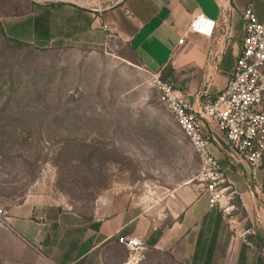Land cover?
Listing matches in <instances>:
<instances>
[{
    "label": "rangeland",
    "instance_id": "374dc122",
    "mask_svg": "<svg viewBox=\"0 0 264 264\" xmlns=\"http://www.w3.org/2000/svg\"><path fill=\"white\" fill-rule=\"evenodd\" d=\"M36 1L0 0V205L43 198L91 222L104 199L161 206L197 183L200 158L154 74L92 14ZM46 9L49 41L8 34ZM145 252L141 264H172Z\"/></svg>",
    "mask_w": 264,
    "mask_h": 264
},
{
    "label": "crops",
    "instance_id": "0c3cea01",
    "mask_svg": "<svg viewBox=\"0 0 264 264\" xmlns=\"http://www.w3.org/2000/svg\"><path fill=\"white\" fill-rule=\"evenodd\" d=\"M230 1L225 12L217 0L67 3L92 14L95 27L126 45L127 60L159 74L197 108L216 97L233 75L245 32L243 10L251 5L264 23V0ZM198 14L204 18L199 30L191 31L190 22ZM261 107L264 111V100ZM205 132L222 168L229 195L222 205L230 213L210 205L198 180L176 188L161 206H140L129 195L104 199L91 222L61 212L43 198L28 197L7 207L9 216L0 220V264H141L149 250L168 256L172 264H264V161L257 176L259 193L250 185L248 162L231 147L225 132L208 123ZM248 228L255 232L250 237L254 248L241 237ZM122 237L137 238L144 246L131 250Z\"/></svg>",
    "mask_w": 264,
    "mask_h": 264
},
{
    "label": "built area",
    "instance_id": "2783aa9c",
    "mask_svg": "<svg viewBox=\"0 0 264 264\" xmlns=\"http://www.w3.org/2000/svg\"><path fill=\"white\" fill-rule=\"evenodd\" d=\"M222 10L228 8L230 0H217ZM231 8V7H230ZM245 32L242 50L237 58L235 70L227 85L214 98H208L197 108H193L182 90L172 83L165 81L159 74L155 76V83L162 95V100L174 115L180 130L192 142L199 158L200 169L197 180L209 196L212 207H220L230 213V207H224L222 201L229 198L223 187L222 168L218 160L209 149V138L205 132V123L215 124L222 129L226 138L235 150L249 164L250 185L260 193L257 183L258 172L264 161V23L261 22L253 7L247 6L243 10ZM226 23V14H223ZM203 14L194 16L189 29L198 31V23ZM215 23L209 34H212ZM184 38L179 42L183 43ZM9 216L6 207L0 205V220ZM255 234L252 228L241 233L246 245L254 248L250 239ZM131 250L137 251L144 243L137 238H120Z\"/></svg>",
    "mask_w": 264,
    "mask_h": 264
},
{
    "label": "trees",
    "instance_id": "16d2710c",
    "mask_svg": "<svg viewBox=\"0 0 264 264\" xmlns=\"http://www.w3.org/2000/svg\"><path fill=\"white\" fill-rule=\"evenodd\" d=\"M32 5H36L33 1L28 0ZM56 4L50 3L47 4L48 7L55 6ZM49 11L46 9L43 15H35L32 18L22 24H13L9 27V35L13 36L16 40L19 39L18 35L20 34H30L33 35L38 40L49 41L52 38L48 15ZM95 229H98L99 226H94Z\"/></svg>",
    "mask_w": 264,
    "mask_h": 264
}]
</instances>
